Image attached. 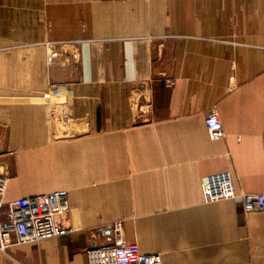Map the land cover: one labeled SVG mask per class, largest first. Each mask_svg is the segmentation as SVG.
<instances>
[{
    "label": "crops",
    "instance_id": "1",
    "mask_svg": "<svg viewBox=\"0 0 264 264\" xmlns=\"http://www.w3.org/2000/svg\"><path fill=\"white\" fill-rule=\"evenodd\" d=\"M74 39L47 60L45 42ZM52 90L67 100L54 116ZM224 171L264 195V0H0V218L33 194L69 206L66 234L0 264H88L116 223L161 264H264V212L203 202Z\"/></svg>",
    "mask_w": 264,
    "mask_h": 264
},
{
    "label": "built area",
    "instance_id": "2",
    "mask_svg": "<svg viewBox=\"0 0 264 264\" xmlns=\"http://www.w3.org/2000/svg\"><path fill=\"white\" fill-rule=\"evenodd\" d=\"M81 39L59 42H45L47 60L50 62L58 55L62 46L82 44ZM126 80H137L135 76ZM171 85L173 81L166 80ZM57 90L42 94L41 100L48 107L50 115L56 114V107L66 105V98ZM205 127L211 140L224 137L225 133L221 120L215 108H211L205 119ZM6 179L0 173V194L5 189ZM203 202L210 203L224 199H233L242 204L245 212H264V195L247 194L235 190L232 176L229 172H217L207 175L201 183ZM5 218H0V251L24 243H37L40 240L66 234L69 228L64 226L59 218L68 209L67 192L57 190L44 194H33L6 202ZM120 224L115 228L119 231ZM110 244L90 247L86 250L88 264H161V257L157 253H143L135 244L122 242L118 237Z\"/></svg>",
    "mask_w": 264,
    "mask_h": 264
}]
</instances>
